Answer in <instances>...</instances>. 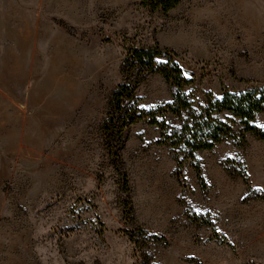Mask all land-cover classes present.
<instances>
[{"label":"rangeland","instance_id":"374dc122","mask_svg":"<svg viewBox=\"0 0 264 264\" xmlns=\"http://www.w3.org/2000/svg\"><path fill=\"white\" fill-rule=\"evenodd\" d=\"M154 1L0 0V264H264V142L251 135L198 153L202 179L185 162L183 188L160 128L131 126L126 215L106 122L130 48L172 50L196 108L264 84V0ZM138 99L149 112L172 89L151 75Z\"/></svg>","mask_w":264,"mask_h":264},{"label":"trees","instance_id":"16d2710c","mask_svg":"<svg viewBox=\"0 0 264 264\" xmlns=\"http://www.w3.org/2000/svg\"><path fill=\"white\" fill-rule=\"evenodd\" d=\"M179 4L180 0L153 2L154 8L165 12L175 9ZM123 71L125 83L113 95L106 131L110 155L123 179L127 217L132 218L133 208L129 180L124 172L120 151L124 149L130 127L140 121L149 119L152 125L160 128L161 139L158 145L169 148L177 162L176 176L183 188H186L183 173L185 162L190 161L202 179L198 153L213 150L227 140L244 148L248 144V135L264 142V131L255 126L258 116L264 113V84L249 87L242 92L224 89L220 98L209 93L205 104L196 108L185 91L193 85V79L184 73L172 50L159 45L130 48ZM155 74H160L172 89L173 101L149 112L142 111L139 108V85L148 76ZM168 115L181 120L180 127H170L167 122L159 121V118ZM225 165L227 170L235 173V169L249 183L247 170L241 162L228 160ZM250 192L255 193L253 190ZM193 220L200 221L196 217Z\"/></svg>","mask_w":264,"mask_h":264}]
</instances>
